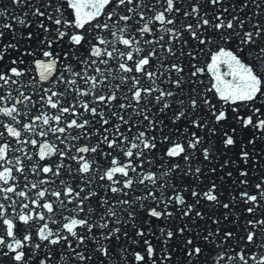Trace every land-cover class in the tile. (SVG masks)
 <instances>
[{"label":"snow or ice","instance_id":"obj_1","mask_svg":"<svg viewBox=\"0 0 264 264\" xmlns=\"http://www.w3.org/2000/svg\"><path fill=\"white\" fill-rule=\"evenodd\" d=\"M0 264H264V0H0Z\"/></svg>","mask_w":264,"mask_h":264}]
</instances>
